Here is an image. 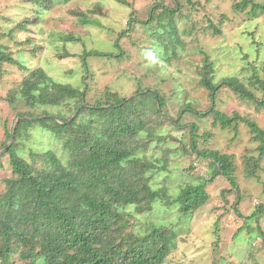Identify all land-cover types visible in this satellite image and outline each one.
<instances>
[{"label":"rangeland","instance_id":"1","mask_svg":"<svg viewBox=\"0 0 264 264\" xmlns=\"http://www.w3.org/2000/svg\"><path fill=\"white\" fill-rule=\"evenodd\" d=\"M126 1L133 8L114 0H71L41 13L34 0H0V47L31 70L43 69L52 78L80 90L86 84L88 104L104 100L107 90L123 97L131 96L139 81L143 88L161 91L168 100L164 108L167 119H161L162 125L149 126L143 133L142 138L148 139L150 148L142 150L141 155L143 159L154 158L155 163L163 162V152H157L159 141L165 145L163 148L171 149L172 154L168 156L167 169L154 175L153 183L176 197L188 184L208 181L205 187L210 199L189 216L179 213V206L166 213L164 207L158 205L162 209L159 213L142 216L134 213L132 222L141 232L161 225L175 230L178 248L164 264H264L263 238L259 235L264 232V156L255 175L250 176L246 161L260 158V144L252 139L250 128L244 122H255L264 129V108L226 87L213 102L210 92L200 84L204 66L213 64L215 83L227 77H238L257 100L264 99L260 85L252 86L254 76L264 81V15L252 18L250 7L244 12L235 11V0H195L200 6H195L192 12L176 11L172 23L177 25L178 22L180 35L187 45L182 48L178 44L176 53L165 54V41L160 43L152 32L162 34L167 28L171 29L166 14L162 25L156 26L154 21L152 32L148 28L141 30L139 25L128 32V23L133 11L136 17L146 21L156 3L175 11L177 0ZM241 1L236 0V3ZM75 11L87 13L101 26L82 25L78 16L72 15ZM163 12L166 10L156 7V14ZM211 22L221 29L220 35H214L212 27L205 31ZM194 23L197 28L185 33ZM125 32L126 35L121 36ZM69 37L75 41L70 42ZM117 42L124 53L118 49ZM160 45L164 47L160 49ZM151 46L160 49L155 58L148 49ZM90 51L115 57H87L86 67L82 56ZM151 58L153 62L148 61ZM25 74L19 65L0 64V192L12 173L3 145H11L15 139L8 140L6 133L14 131L20 113L30 111L20 95H16L20 93ZM187 102L192 103L196 112H207L215 104L217 112L238 119L231 127L223 129L215 123L214 116L201 119L191 112L180 115ZM74 106L62 105L56 110L70 118L78 113V110L71 111ZM46 110L39 107L30 112L38 115ZM193 124L198 127L195 133L198 151L188 155L185 150L191 153ZM28 133L30 138L20 139L24 149H35L43 144L44 149L52 148L66 158L62 142L35 128H30ZM199 150L234 157L239 193L226 177L214 173L210 160L197 154ZM260 206L262 215L250 220L248 217L261 213ZM30 246L28 241L21 240L15 249ZM12 264L25 262L16 258Z\"/></svg>","mask_w":264,"mask_h":264},{"label":"trees","instance_id":"2","mask_svg":"<svg viewBox=\"0 0 264 264\" xmlns=\"http://www.w3.org/2000/svg\"><path fill=\"white\" fill-rule=\"evenodd\" d=\"M69 1L34 0V3L42 13ZM114 1L133 8L126 0ZM199 4L195 0H177L174 11L169 6L166 8L156 3L146 21L136 17L133 11L127 31L139 25L141 30L148 28L152 32L154 21L156 26L162 25L166 14L171 29L167 28L166 33L162 34L159 31L152 33L160 43L165 41V54H174L179 48L178 44L182 48L187 45L180 35L178 22L177 25L172 24L174 16H177L176 11L192 12ZM234 5L237 12H244L250 7L249 13L254 19L264 15L263 0H242L238 3L235 0ZM156 7L166 12L156 14ZM72 15L78 16L84 26H101L98 20L85 12L75 11ZM209 27H212L214 35L222 33L212 22L205 27V31ZM196 28L197 24L194 23L185 33ZM69 38L70 42L75 41L73 37ZM117 47L124 53L118 42ZM148 49L154 54L153 58L160 50H156L155 46ZM87 57L115 56L98 51L85 52L82 61L86 67ZM163 59L167 60L165 57ZM148 61L153 62L152 58ZM2 63L19 65L26 73L20 93L16 95H20L30 111L39 107L51 111L46 110L38 115L30 111L20 113L14 131L12 129L6 133L8 140L13 136L15 140L11 145H3L12 173L5 180V189L0 192V264H12L16 258L25 264H164L178 248V234L173 228L167 229L163 225L141 232L132 222L136 216L134 213L141 216L159 213L162 209L158 205H161L166 213L172 207L179 206V213L189 216L210 199L205 187L208 181L188 184L176 197L170 195L168 189L154 185V175L167 169L168 156L172 154L171 149L163 148V142L159 141L161 145L157 150L158 153L163 152V162L155 163L154 158L143 159L141 155L142 150L150 148L149 141H146L148 139L142 138L143 133L149 126L162 125L161 119L166 118L164 108L167 97L157 89L143 88L142 81H139L136 92L131 96L123 97L118 92L107 90L104 100L88 104L89 88L86 84L80 90L52 78L43 69L31 70L0 47ZM212 70L213 64L204 66L200 84L210 92L213 102L226 87L242 99L259 103L264 108V99L257 100L238 77H227L215 83ZM253 79L252 86L257 83L264 92V81L257 76ZM62 105H75L74 110L70 109L73 112L78 110L77 115L67 118L65 113L57 112L56 109ZM192 107V103L187 102L180 115L191 112L201 119L214 116L215 123L223 129L231 127L238 119L217 112L215 104L207 112H196ZM244 122L250 128L252 139L260 144V158L246 161L250 176H254L264 156V129L255 122ZM30 128L62 142L66 158L52 148L44 149L41 142L38 148L24 149L20 139L31 137L28 133ZM197 129L193 124L190 131L191 153L183 148L186 149L185 154L198 151L195 140ZM197 154L210 160L214 173L226 177L239 193L233 156L210 150H199ZM260 207L261 213L248 217L250 220L262 215L263 207ZM259 235L264 244V232L261 231ZM21 240L28 241L32 246L15 249Z\"/></svg>","mask_w":264,"mask_h":264},{"label":"water","instance_id":"3","mask_svg":"<svg viewBox=\"0 0 264 264\" xmlns=\"http://www.w3.org/2000/svg\"><path fill=\"white\" fill-rule=\"evenodd\" d=\"M13 138H14V136H13Z\"/></svg>","mask_w":264,"mask_h":264}]
</instances>
